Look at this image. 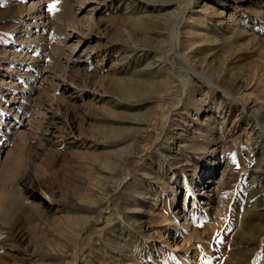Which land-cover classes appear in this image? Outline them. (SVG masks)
Segmentation results:
<instances>
[{
	"label": "rangeland",
	"instance_id": "obj_1",
	"mask_svg": "<svg viewBox=\"0 0 264 264\" xmlns=\"http://www.w3.org/2000/svg\"><path fill=\"white\" fill-rule=\"evenodd\" d=\"M103 1L0 0V264H264V0Z\"/></svg>",
	"mask_w": 264,
	"mask_h": 264
},
{
	"label": "bare ground",
	"instance_id": "obj_2",
	"mask_svg": "<svg viewBox=\"0 0 264 264\" xmlns=\"http://www.w3.org/2000/svg\"><path fill=\"white\" fill-rule=\"evenodd\" d=\"M87 1V0H86ZM95 1V0H94ZM102 2H104L103 0H100V1H97L96 0V2H95V4L92 6V8H91V13H90V17H91V19H95L94 18V12H95V10H97L100 6H101V4H102ZM188 6H190V4L188 5ZM187 8V7H186ZM185 11V10H184ZM178 15V14H177ZM180 15H181V13H180ZM179 15V16H180ZM182 17V16H181ZM180 17V18H181ZM177 18H179V17H177ZM98 21V20H97ZM180 21V20H179ZM97 24H98V22H96V26H97ZM177 24H179V22L177 21V22H175L174 23V27H173V30H172V32H171V36H172V50H175V52L176 53H178L176 50H177V48H176V45H177V37L178 36H176L177 34H173L174 33V28H175V26H179V25H177ZM234 27L236 28L237 26H236V24L234 25ZM233 27V28H234ZM232 28V27H231ZM235 28H234V30H235ZM238 28V27H237ZM239 30V29H238ZM176 32V31H175ZM179 35V34H178ZM186 35V34H185ZM79 42H78V45L79 44H81V43H83L84 42V40L81 38V39H79L78 40ZM171 50V49H170ZM180 54V53H179ZM182 56V55H181ZM189 63V62H188ZM192 67V66H191ZM172 72H171V74H173V75H176L175 73V71H173V70H171ZM202 73H198V72H195L194 71V75H197V76H200ZM206 74H208V73H206ZM222 74V73H221ZM221 74H214V73H209V75L207 76V75H203V77L202 76H200V77H202V78H204L205 79V81H207V83L209 84V86H208V88L210 89V91L212 92V93H214V94H222L221 96H226V97H229V98H231V99H233V100H236L238 103H240L241 104V106H242V108L244 109V110H247V107H246V99H247V97H246V94L244 93V94H242V96H235L233 93H232V87H234V86H236V82L237 81H231V80H228L227 81V83H226V85L225 86H222L221 84H220V79H222V75ZM195 77V76H194ZM174 78V77H173ZM197 78V77H196ZM240 82H242V81H240ZM73 83V82H72ZM76 84V83H75ZM131 86H129V88H127V90H126V92L128 91V95H129V99H130V102H132V101H134L133 99H135L136 97H137V99H140L138 96H140V94L138 95V88L137 87H135L134 85H132V83H129ZM154 91V90H153ZM163 91V89H161V90H159L158 91V94L159 93H161ZM210 92V93H211ZM246 92V91H245ZM243 93V92H242ZM247 95H248V93H247ZM205 97V96H204ZM203 97V98H204ZM228 98V99H229ZM201 101H204L203 99H200V102ZM248 101V100H247ZM198 103H199V101H198ZM198 103L196 102V110H198L199 112L204 108L203 106H200V105H198ZM249 103V102H248ZM206 106H208V108H210L211 107V105L209 104V105H207L206 104ZM112 111V110H111ZM204 111H205V108H204ZM151 113V112H150ZM61 117V116H60ZM152 117V116H151ZM51 119L52 120H59V116H58V114L56 113H54L52 116H51ZM61 120V119H60ZM59 120V121H60ZM62 123V122H61ZM130 123H132V124H135L134 122H132V121H130ZM52 124V123H51ZM56 124V123H55ZM54 125V124H53ZM52 125V126H53ZM211 125V123H209L208 124V126H210ZM133 126V125H132ZM135 126V125H134ZM54 127V126H53ZM53 127H50V128H53ZM205 128H206V126H205ZM207 128H210V127H207ZM55 129H57V128H55ZM111 129H112V131L110 132V134H112V135H115L114 137L116 138V137H119L120 135H122L124 132H130L131 130H132V128L131 127H128V128H120V129H117L115 132H117V133H115V132H113L114 131V129L111 127ZM206 130V129H205ZM52 132V131H51ZM26 133V132H25ZM24 134V133H23ZM111 135V136H112ZM172 136V135H171ZM113 137V138H114ZM186 141V140H185ZM114 143H119L118 142V140H114L113 141V144ZM132 145V143H130V144H127L125 147H123V148H120L119 150H114V151H112V152H104V153H102V157H104L103 159H102V163L104 164V165H102V168L100 167V168H98V171L100 172H105V171H102L104 168L107 170H114L115 169V166H116V164H117V161H116V164H115V162L114 161H112L113 160V156L114 155H116L118 152H122V153H127V151H129L130 150V146ZM122 155V154H121ZM118 159V158H117ZM119 159H120V157H119ZM8 160V159H7ZM104 169V170H105ZM107 177L106 176H97V181H99V182H101V180L102 181H104L105 179H106ZM107 179H109V178H107ZM204 183H205V181H204ZM183 185H185V188L187 189V191L188 192H190L192 195H193V197H194V200H197L198 199V197H199V194H198V192H197V190L195 189V186L194 185H192V183L185 177V184H183ZM198 185V184H197ZM204 189L202 188V190H201V194L204 192L203 191ZM58 203L59 202H61V201H59L58 199H55ZM100 200H101V196H98L97 197V200H96V202H95V204L97 205V204H99L100 203ZM158 200V199H157ZM157 200H156V202H157ZM210 203V202H209ZM156 205V204H155ZM154 205V206H155ZM111 207V206H110ZM119 212V211H118ZM161 215V214H160ZM79 219V218H78ZM84 222V224L86 225L87 224V222H89L90 221V218H81ZM157 219V218H156ZM184 224V223H183ZM89 225H90V222H89ZM158 227V226H157ZM146 230V229H145ZM156 234V233H155ZM156 236V235H155ZM169 236V235H168ZM158 238H159V240H160V243H167L169 246L171 245L170 243V240H169V238L167 237V236H165V235H163L161 232H159L158 233V236H157ZM153 243V242H152ZM187 244V243H186ZM174 246V245H173ZM186 246V245H185ZM176 247L177 248H179L180 246L179 245H176ZM175 249V248H174ZM119 253H118V261H113L112 259H110V264H134V262H132V260H123L122 259V257H123V253L122 252H124V250L123 249H119ZM181 256V255H180ZM126 258H128V257H126ZM177 258V257H176ZM183 258V257H182ZM176 261V260H175ZM107 262V261H106ZM180 262V261H179ZM180 264V263H179ZM182 264V263H181Z\"/></svg>",
	"mask_w": 264,
	"mask_h": 264
}]
</instances>
